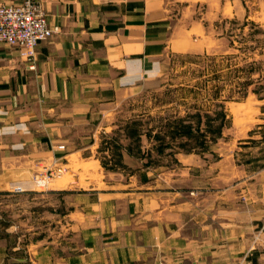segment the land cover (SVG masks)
Here are the masks:
<instances>
[{
    "label": "crops",
    "instance_id": "crops-1",
    "mask_svg": "<svg viewBox=\"0 0 264 264\" xmlns=\"http://www.w3.org/2000/svg\"><path fill=\"white\" fill-rule=\"evenodd\" d=\"M39 1L61 30L39 44L34 67L17 47L0 43V191L23 194L43 183L41 195L60 200L76 184L77 163L99 162L84 161L83 153L96 151L98 136L116 130L119 107L171 55L208 49L222 19L253 18L243 0ZM258 13L254 18L264 25V5ZM60 167L66 169L61 175ZM255 178L244 176L245 188L228 193L227 208L174 212L158 203L143 221L135 193L119 192V201L130 200L119 204V227L95 228H119L114 241L77 225L75 203L67 198L63 217L35 227L64 231L66 238L18 241L6 229L0 264H264V171Z\"/></svg>",
    "mask_w": 264,
    "mask_h": 264
},
{
    "label": "rangeland",
    "instance_id": "rangeland-1",
    "mask_svg": "<svg viewBox=\"0 0 264 264\" xmlns=\"http://www.w3.org/2000/svg\"><path fill=\"white\" fill-rule=\"evenodd\" d=\"M243 1L253 18L222 19L208 49L171 55L165 69L119 107L117 131L98 136V149L83 153L84 161L99 162L76 164V184L64 199L41 195L43 183L23 194L0 191V238L6 229L18 241L66 238L64 231L35 227L63 217L68 198L75 203L77 225L114 241L119 228H95L119 227V204L130 202L119 201V192L135 193L143 221L158 203L174 212L227 208L229 194L245 188L244 176L256 180L264 171V25L254 15L264 0ZM65 170L60 167L59 174Z\"/></svg>",
    "mask_w": 264,
    "mask_h": 264
},
{
    "label": "built area",
    "instance_id": "built-area-1",
    "mask_svg": "<svg viewBox=\"0 0 264 264\" xmlns=\"http://www.w3.org/2000/svg\"><path fill=\"white\" fill-rule=\"evenodd\" d=\"M60 30L50 23L39 0L0 4V43L17 47L30 68L35 65L39 44Z\"/></svg>",
    "mask_w": 264,
    "mask_h": 264
}]
</instances>
